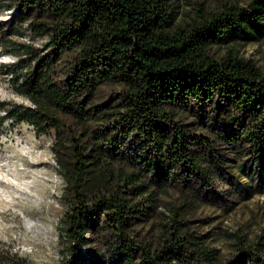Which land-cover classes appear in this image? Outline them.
<instances>
[{
  "label": "trees",
  "instance_id": "trees-1",
  "mask_svg": "<svg viewBox=\"0 0 264 264\" xmlns=\"http://www.w3.org/2000/svg\"><path fill=\"white\" fill-rule=\"evenodd\" d=\"M11 4L21 21L43 17L31 22L49 34L53 54L36 57L33 69H23L20 60L13 79L31 104L9 107L0 124L12 116L33 124L38 134L55 131L52 151L68 204L58 221V264H101L107 256L118 264H264L263 234L250 241L227 232L234 251L222 257L178 212L163 225L158 246L133 237L140 215H155L158 186L183 181L211 188L222 163L215 138L229 151L243 146L246 157L238 168L253 179L256 165L264 177V72L232 49L222 57L211 52L258 40L264 0L201 7L184 25L175 23L169 0ZM65 53L72 55L70 66L58 69ZM105 84L123 88L115 107L97 99ZM188 110L206 118L214 140L180 118ZM221 123L238 128L228 135ZM263 186L264 178L258 188Z\"/></svg>",
  "mask_w": 264,
  "mask_h": 264
},
{
  "label": "rangeland",
  "instance_id": "rangeland-1",
  "mask_svg": "<svg viewBox=\"0 0 264 264\" xmlns=\"http://www.w3.org/2000/svg\"><path fill=\"white\" fill-rule=\"evenodd\" d=\"M19 1L0 0V116L6 115V109L15 104H31L15 87L13 71L19 69L20 60L23 59V69H33L37 66L36 57L49 59L53 55L48 44L49 34L31 22L43 17L32 15L21 21L16 8H10L11 3ZM249 1L169 0V3L175 12V23L184 25L196 18L201 7L211 10L224 3ZM27 49L31 52L26 53ZM228 49L252 59L264 72V33L258 40L213 46L211 52L222 57ZM71 56L65 53L57 61L58 69H68ZM122 90L120 85L105 84L98 90L97 99L115 107ZM200 113L204 116L203 110ZM180 118L195 122L199 134L214 140L205 117L188 110ZM202 119L204 123L200 122ZM219 125V130L228 135L238 128L231 124ZM132 140L125 143L128 150ZM54 141V129L38 134L33 124L17 121L12 116L0 124V264H58L62 259L58 221L68 204L63 196L65 181L58 172L52 151ZM214 141L222 163L221 174L214 176L211 188L205 190L183 181L155 188V215H140L135 221L133 237L137 241L158 246L165 239L163 225L171 222L169 217L175 212L180 213L192 230L202 233L208 245L218 248L222 257L234 251V240L227 232L237 231L250 241L264 235V186L258 188L264 177L256 165L253 179L238 168L246 157L241 150L243 146H238L237 152L229 151L220 139ZM144 203L149 201L143 200ZM108 257L101 264H118Z\"/></svg>",
  "mask_w": 264,
  "mask_h": 264
}]
</instances>
